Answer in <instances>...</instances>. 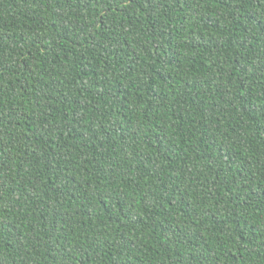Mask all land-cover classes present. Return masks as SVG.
<instances>
[{"label":"trees","instance_id":"obj_1","mask_svg":"<svg viewBox=\"0 0 264 264\" xmlns=\"http://www.w3.org/2000/svg\"><path fill=\"white\" fill-rule=\"evenodd\" d=\"M0 264H264V0H0Z\"/></svg>","mask_w":264,"mask_h":264}]
</instances>
